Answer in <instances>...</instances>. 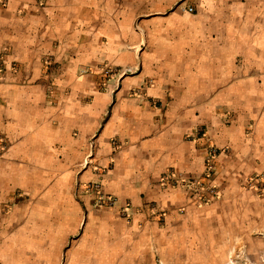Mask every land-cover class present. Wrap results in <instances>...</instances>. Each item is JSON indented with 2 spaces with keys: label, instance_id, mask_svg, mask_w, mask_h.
Listing matches in <instances>:
<instances>
[{
  "label": "crops",
  "instance_id": "0c3cea01",
  "mask_svg": "<svg viewBox=\"0 0 264 264\" xmlns=\"http://www.w3.org/2000/svg\"><path fill=\"white\" fill-rule=\"evenodd\" d=\"M175 3L0 0V206L18 191L40 192L66 214L76 188L100 182L116 206L87 224L85 262L151 264L153 249L166 262L189 259L179 237L191 219L255 198L232 186L264 173V0H190L185 14ZM126 66L137 71L113 95L117 81L102 69ZM209 149L204 179L217 200L194 207L183 186L158 187L169 171L203 178ZM148 200L185 211L169 210L159 227ZM125 203L129 223L116 215Z\"/></svg>",
  "mask_w": 264,
  "mask_h": 264
},
{
  "label": "rangeland",
  "instance_id": "374dc122",
  "mask_svg": "<svg viewBox=\"0 0 264 264\" xmlns=\"http://www.w3.org/2000/svg\"><path fill=\"white\" fill-rule=\"evenodd\" d=\"M183 6L194 8L190 0H177L172 9L177 10V14L190 13L181 9ZM136 71L137 66H126L117 70L108 67L102 69L104 78L109 79L112 76V79L117 81L111 87L113 95L119 88V80L124 76L133 75ZM97 88L104 90L107 87L100 85ZM133 90L129 89L126 95L134 96ZM149 105L158 108L161 107V102L154 100L150 101ZM193 129H204V126L197 125ZM92 144L91 142L86 163L93 154ZM212 152L214 158L215 150ZM207 154L208 151L204 159L206 169L203 178L180 180L177 174L169 171L158 177V187L168 190L183 186L188 201H191L194 207L217 200V186L207 181L213 173V161L210 163L211 170H207ZM205 176L207 179H204ZM232 187L237 190H250L256 196L232 199L236 203L230 201V204L220 207L217 212L208 216L206 221L203 220V215L191 219V224L185 228V238L179 237L181 245H190L186 249L181 247L180 257L187 255L189 259L166 262L159 252L153 249L151 264H156L159 260L162 264H264V173L247 175L243 181L234 182ZM76 189L66 214L57 212V208L53 207L52 198L43 197L40 192L37 197L29 198L24 191H18L14 198L7 199L4 206H0V264H105L83 261V250L79 251L82 247L78 245L89 236L87 224L91 226L95 220L107 221L109 211L116 206L117 199L104 192L100 182L85 184V191L82 193ZM238 201L242 204H238ZM144 205L149 214L148 220H155L159 227L165 225L169 210L174 209L178 213L185 211L184 205L178 208L174 207V204L167 207L155 200L145 201ZM73 206L76 207V212ZM129 206L125 203L116 214L126 223L132 218L131 212L127 211ZM167 233L177 237V229L167 230ZM92 234L91 232L90 238ZM174 240L177 242V238Z\"/></svg>",
  "mask_w": 264,
  "mask_h": 264
},
{
  "label": "built area",
  "instance_id": "2783aa9c",
  "mask_svg": "<svg viewBox=\"0 0 264 264\" xmlns=\"http://www.w3.org/2000/svg\"><path fill=\"white\" fill-rule=\"evenodd\" d=\"M181 9H183V10H187V11H189V12H192L193 11V7L192 6H183ZM213 149H209L208 150V154L207 155H209V157L207 158V160H206V163H207V170L209 171V170H211V161H212V156H213ZM156 264H162L161 263V261L159 260Z\"/></svg>",
  "mask_w": 264,
  "mask_h": 264
}]
</instances>
